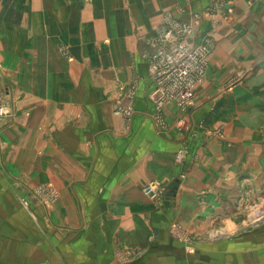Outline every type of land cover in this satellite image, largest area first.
I'll return each instance as SVG.
<instances>
[{
  "label": "rangeland",
  "instance_id": "obj_1",
  "mask_svg": "<svg viewBox=\"0 0 264 264\" xmlns=\"http://www.w3.org/2000/svg\"><path fill=\"white\" fill-rule=\"evenodd\" d=\"M176 1L0 0V93L7 105L6 121L0 127V264H71L64 261V247L60 251L58 244L67 238L69 245L85 233L70 223L86 215L73 213L70 193L62 188L65 182L53 181L50 171L41 169L38 163L45 159L28 165L34 150L20 144L21 112L22 119L28 121L33 106L48 110L51 103L53 109L65 105L74 109L81 98L91 100L101 92L109 100L105 107L124 116L126 123L132 121L137 114L136 73L146 71L148 63L151 76L150 58L160 48L167 29L182 43L207 49L206 75L195 91L198 101L183 109L192 115L210 108L216 118L206 134L212 144L217 143L212 151L222 164L216 167V175L207 174L208 179L213 178L204 187L194 185L190 172L182 175L186 177L183 188L216 190L221 197L209 198L216 213L209 216L202 214L205 209L187 212L182 208L171 229L162 231L161 239L170 234L194 253L212 238L218 249L213 264H264V65L255 69L244 65L245 69H237L233 75H229L231 70H215L219 81L214 80L209 63L220 42L215 38L225 35V26L231 28L235 23L236 27L238 22L224 15L223 0H210L196 10ZM177 11H184L185 16L175 15ZM215 16L218 19L214 21ZM39 126L42 130L45 121L40 120ZM24 128L33 130L32 121ZM177 128L181 145L185 135L194 139L202 129L194 123ZM8 130L9 137L5 134ZM208 146L196 150L199 159L208 153ZM184 152L179 146L178 158L184 157ZM198 157L193 162H200ZM23 166L33 173L24 171ZM225 177L224 188L221 179ZM153 181L160 184L158 196L153 198L144 191L152 181L142 193L146 205L155 207L165 202L160 194L166 189L160 181ZM199 199L186 197L180 205L192 207L201 203ZM80 200L78 196L77 203ZM66 208L70 213L64 212ZM210 221L214 226L209 228L205 223ZM154 232L148 227L138 230L137 236L154 240ZM118 257L125 261L121 264H127L135 254L125 248Z\"/></svg>",
  "mask_w": 264,
  "mask_h": 264
},
{
  "label": "crops",
  "instance_id": "obj_2",
  "mask_svg": "<svg viewBox=\"0 0 264 264\" xmlns=\"http://www.w3.org/2000/svg\"><path fill=\"white\" fill-rule=\"evenodd\" d=\"M176 2L196 10V7L210 0ZM223 3L226 9L224 15L238 24L235 27L234 23L231 28L225 26V35L215 38L216 43L218 40L220 42L210 59L209 69L214 70L215 77L212 78L217 82L219 80L215 70H231L229 75H233L237 69H245L244 65L253 66L254 69L260 64L264 65V0H223ZM189 13L193 12L189 10ZM175 15L185 16V12L179 11ZM218 16L213 17L214 21ZM148 67L147 63L146 71L136 73L139 81L134 103L137 114L128 123L124 116L118 117L104 106L107 97L101 95V92L92 94L91 100L89 97L87 100L81 98L74 109H70L69 105L53 109L51 103L48 110L35 109L33 106L30 110L32 120H23L21 112L20 144L34 150L30 158L28 155L32 159L28 165L35 166V159H45L38 164L42 170L50 171L53 181L65 182L62 188L70 193L73 213L86 215L85 218L78 216L76 220L70 221L74 226L84 229L85 233L69 245L67 238L58 244L60 251L64 247L62 255L66 262L121 264L125 261H121L118 254L125 248L135 254L127 264L215 262L211 260L218 250L216 243H211L214 239H208V244L203 243V249L197 248L194 253H189L185 243L175 240L170 234L161 239V233L171 229L173 220L178 219L182 208L188 209L187 212L205 209L202 214L209 216L216 213V206L211 205L210 199L221 196L210 187L203 189L204 183L213 178L210 176L208 179V176L217 173V168L222 164L220 156L213 152L217 149V143L212 144L206 134V130H211V122L216 117L211 114L210 108L191 115L192 111L185 112V109L174 104L166 105L158 111L150 95L154 85ZM197 101L195 95L194 106ZM199 101L200 105L203 104L200 98ZM40 120L46 123L42 130L38 129ZM30 121L34 131L24 128L25 123ZM190 123L204 128L205 133L200 129L194 139L185 135L186 141L181 145L177 126ZM5 134L7 137L11 135L9 130ZM179 146L180 149L185 148L184 157L177 156ZM207 146L208 153L202 154L203 157L199 159L196 150H203ZM196 157L200 162H193ZM201 166L203 169H200ZM24 167V171L33 173V169ZM189 172L194 185L200 183L203 187L183 188L186 177L182 175ZM153 180L160 181L166 189L161 195L165 202L155 207L146 205L142 193L143 187ZM221 180H224V188L227 187V178ZM175 184L176 188H173ZM202 190L209 192L200 193ZM78 196L81 200L77 203ZM195 196L201 198V203L192 207L180 205L183 198ZM78 205L80 211L74 209ZM64 212L68 214L70 210L66 208ZM205 225L210 228L214 223L210 221ZM148 227L155 231L154 240L139 239L137 231Z\"/></svg>",
  "mask_w": 264,
  "mask_h": 264
},
{
  "label": "built area",
  "instance_id": "obj_3",
  "mask_svg": "<svg viewBox=\"0 0 264 264\" xmlns=\"http://www.w3.org/2000/svg\"><path fill=\"white\" fill-rule=\"evenodd\" d=\"M164 32L160 38V48L150 58V78L155 84L151 96L156 100L158 111L170 104L181 108L191 107L196 88L206 75L207 49L202 45L182 43L183 40L176 38L174 32L168 29ZM6 106L5 97L0 93V127L6 121ZM148 185L144 189L146 194L153 198L156 194L158 196L156 191L160 184L152 181Z\"/></svg>",
  "mask_w": 264,
  "mask_h": 264
},
{
  "label": "water",
  "instance_id": "obj_4",
  "mask_svg": "<svg viewBox=\"0 0 264 264\" xmlns=\"http://www.w3.org/2000/svg\"><path fill=\"white\" fill-rule=\"evenodd\" d=\"M179 182H176V184H178ZM176 184L175 185H173L174 187L173 188H176Z\"/></svg>",
  "mask_w": 264,
  "mask_h": 264
},
{
  "label": "bare ground",
  "instance_id": "obj_5",
  "mask_svg": "<svg viewBox=\"0 0 264 264\" xmlns=\"http://www.w3.org/2000/svg\"><path fill=\"white\" fill-rule=\"evenodd\" d=\"M230 233V232H229Z\"/></svg>",
  "mask_w": 264,
  "mask_h": 264
}]
</instances>
